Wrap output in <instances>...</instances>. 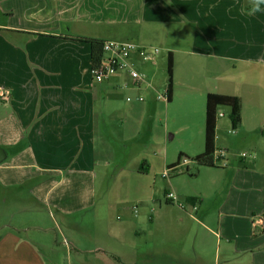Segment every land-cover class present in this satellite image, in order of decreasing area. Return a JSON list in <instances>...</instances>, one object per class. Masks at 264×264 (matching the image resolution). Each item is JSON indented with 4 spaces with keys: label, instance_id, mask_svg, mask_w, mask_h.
<instances>
[{
    "label": "crops",
    "instance_id": "crops-1",
    "mask_svg": "<svg viewBox=\"0 0 264 264\" xmlns=\"http://www.w3.org/2000/svg\"><path fill=\"white\" fill-rule=\"evenodd\" d=\"M251 7L249 0H0V147L7 154L0 163V193L17 188V192L9 195L21 200L26 194L39 207L55 209L63 217L90 210L97 195L96 168L112 156V141H128L145 131L154 140V133L161 128L162 107L194 110L196 104H202L196 94L200 92V96H205L200 126L204 148L194 155L180 151L184 156H195L205 149L208 93L237 95L242 102V121L235 130L231 121L230 126L252 156L241 158L232 154L225 165L205 166L206 170L197 169L195 175L209 178L205 188L214 197L223 192L218 206L210 207L202 191H177L175 177L187 176L179 171L193 160L183 163L178 162L179 156L169 159L165 155L163 168L154 171L155 177L161 172L168 182L164 192L167 195L174 192L182 201L181 216L176 219L153 214L149 223L152 228L163 223L176 226L196 223L224 241L226 263L237 259L235 264H264L262 113L250 115L244 96L236 91H219L202 84L203 88L193 92L189 74L192 64L185 61L184 70L180 68L178 72V49L169 43L173 36L191 37V49L183 52L201 56L208 62L203 66L210 72L208 79L226 84L232 70L264 67V5L261 12L253 14ZM70 37L122 42L132 39L140 46H166L174 59L170 99L158 98V93L168 92V83L161 90L157 71H145L144 64L148 62L140 59L135 64L147 74L151 85L136 84L126 72L96 81L90 44ZM151 62L155 65L156 58ZM141 96L143 101L139 99ZM218 125L217 120V149L223 148L218 144ZM170 128L166 121L164 130L167 134L174 131L173 138L177 131L190 129L185 124ZM150 143L145 142L147 150ZM160 144L159 140L154 146ZM156 156L143 157L138 174L142 177L151 174ZM171 167L173 170L165 176ZM207 169L210 172H204ZM20 189L25 194H20ZM151 190L147 201L154 200L155 190L153 187ZM148 209L155 212L153 206ZM146 212L147 207L141 214L134 209L131 218L125 221L134 235L140 233L139 226L148 222ZM79 244L77 241L75 246L78 251ZM207 246L208 242L197 243L195 258L200 262ZM166 247L155 249L153 255L167 262L180 258L193 263L187 253ZM94 263L102 264L98 258ZM0 264L74 262L48 257L38 243L8 227L0 234Z\"/></svg>",
    "mask_w": 264,
    "mask_h": 264
},
{
    "label": "rangeland",
    "instance_id": "rangeland-1",
    "mask_svg": "<svg viewBox=\"0 0 264 264\" xmlns=\"http://www.w3.org/2000/svg\"><path fill=\"white\" fill-rule=\"evenodd\" d=\"M130 41L136 40L130 39ZM169 43L178 49L176 51L178 72L180 68L184 70L185 61L188 60L192 64L189 74L193 80L194 87L191 88L194 89L193 92H196L199 87L203 88L200 86L202 84H208L207 87L210 89H220L219 91H236L244 96L250 115L262 113L260 120L264 124V67L232 70L226 84L210 81L207 77L210 72L203 67L208 62L201 56L183 52V50L191 49V37L180 36L177 38L173 36ZM158 47L160 52L156 56V64L148 62V64H144V67L147 68L145 71H157L159 75L157 82L160 89L163 90L169 78L167 71L168 50L162 44H158ZM196 94L202 104H196L194 110L189 108L185 110L182 106H178L176 109L170 105L162 107L161 128L160 132L154 133V140L153 135L145 131L139 137H133L128 141H112V156L96 168L98 178L95 190L97 195L95 205L90 210L63 217L55 209L39 207L31 197L26 196L23 189L19 190L20 194H25L21 200L9 195L11 192H17V188L0 193V234L8 227L15 228L20 235L38 243L39 248L48 257H57L60 261L70 259L74 264H95L97 258L102 264H235L237 259L231 263L225 262L224 241L221 242L220 236L207 231L204 226L196 223L189 225L183 223L176 226L162 222L164 225L156 224L152 228L149 223L153 214L155 216L164 214L165 217L176 219L181 216L180 206L175 201L169 203L170 199L164 192V188L168 186L167 179L160 174L161 172H158L155 177L154 171L162 170L165 155L169 159H177L182 150L190 155L203 150L204 133L201 127L205 113V96H200V92H196ZM218 112H222L224 115L218 116V144L220 147L230 149V155L227 157L232 154L238 155L243 151H251L248 146L243 148L232 132L233 129L230 126L231 108L227 105H220ZM166 121L171 128L185 124L189 125L190 129L188 132H182L183 129L177 131L173 138L174 131L167 134L164 130ZM159 140L161 141L160 147L154 146V143H158ZM146 141L151 142L149 150L145 148ZM126 143H129L127 148L124 146ZM147 154H157L155 157L156 167L155 170L153 168L151 174L142 177L138 174L137 169L142 158ZM187 157L191 159L193 156ZM159 161H161L160 164ZM204 167L195 161H190L188 166L182 167L179 172H183L182 174L187 176L175 177L178 178L176 180L179 186L177 191L184 193L185 191L190 193L202 191V197L206 201L209 199L210 207L215 209L223 192H219L214 197L213 192L205 188L209 178L204 174L200 177L195 176L197 169L206 170L203 169ZM204 172L210 171L207 169ZM152 187L155 190L154 200L147 201V197L151 195ZM151 206L154 207L155 212L154 210L149 211L148 207ZM144 207H147L148 222L139 226L140 233L134 235L133 229L130 230L128 224L124 223L128 217L131 218V211L137 209L141 214ZM116 226L118 228L114 230ZM77 241L80 242V251L75 248ZM200 241L208 242L203 262L195 258L197 243ZM170 246L187 253L191 256L190 260L193 263L180 258L176 262H167V259L157 258L153 255L155 249ZM220 249V257L218 256L217 259L216 254Z\"/></svg>",
    "mask_w": 264,
    "mask_h": 264
},
{
    "label": "built area",
    "instance_id": "built-area-1",
    "mask_svg": "<svg viewBox=\"0 0 264 264\" xmlns=\"http://www.w3.org/2000/svg\"><path fill=\"white\" fill-rule=\"evenodd\" d=\"M160 49L157 46H140L133 41H116V40H104L103 43V58L101 63L96 66H93V75L96 81L102 82L110 75L118 72H126L133 79V81L138 85L149 84L147 74L137 68L135 61L140 59L144 62L154 61ZM159 99L169 100L168 92L166 94L158 93ZM131 97H128L130 100ZM140 100H144V97H139ZM223 116V113L220 114ZM230 153V150L226 148L216 149L213 160L214 163L223 164L227 163V156ZM241 158H248L252 156L251 152L243 151L238 154ZM183 163H187L192 159H189L187 156L182 157ZM173 168L168 169V173H165V176L169 175L170 171ZM168 197L171 200L176 202L178 205L183 206L179 201L178 196L174 192H169Z\"/></svg>",
    "mask_w": 264,
    "mask_h": 264
},
{
    "label": "trees",
    "instance_id": "trees-1",
    "mask_svg": "<svg viewBox=\"0 0 264 264\" xmlns=\"http://www.w3.org/2000/svg\"><path fill=\"white\" fill-rule=\"evenodd\" d=\"M79 41L87 42L91 46L92 67L101 63L103 58V43L104 40L88 37H70ZM168 96L169 99L173 92L174 86V59L173 52L168 53ZM227 105L231 108L230 119L233 129H237L242 121V102L237 95L221 94L210 92L207 95L206 101V120H205V149L202 153L193 156L191 159L203 166H216L214 163V153L216 151V131L218 120V107ZM264 132V131H263ZM184 157L180 152L178 162ZM244 163H242V166Z\"/></svg>",
    "mask_w": 264,
    "mask_h": 264
},
{
    "label": "clouds",
    "instance_id": "clouds-1",
    "mask_svg": "<svg viewBox=\"0 0 264 264\" xmlns=\"http://www.w3.org/2000/svg\"><path fill=\"white\" fill-rule=\"evenodd\" d=\"M249 3L252 6L250 14H253L262 11L261 6L264 5V0H249Z\"/></svg>",
    "mask_w": 264,
    "mask_h": 264
},
{
    "label": "water",
    "instance_id": "water-1",
    "mask_svg": "<svg viewBox=\"0 0 264 264\" xmlns=\"http://www.w3.org/2000/svg\"><path fill=\"white\" fill-rule=\"evenodd\" d=\"M7 154H6V151L0 147V163L2 161H4V159L6 158Z\"/></svg>",
    "mask_w": 264,
    "mask_h": 264
}]
</instances>
